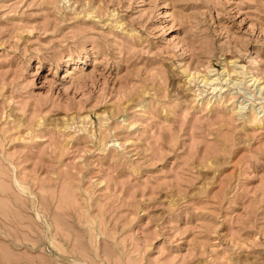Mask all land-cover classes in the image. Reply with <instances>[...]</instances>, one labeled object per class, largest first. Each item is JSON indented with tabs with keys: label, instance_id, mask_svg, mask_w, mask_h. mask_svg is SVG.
Masks as SVG:
<instances>
[{
	"label": "rangeland",
	"instance_id": "obj_1",
	"mask_svg": "<svg viewBox=\"0 0 264 264\" xmlns=\"http://www.w3.org/2000/svg\"><path fill=\"white\" fill-rule=\"evenodd\" d=\"M0 264H264V0H0Z\"/></svg>",
	"mask_w": 264,
	"mask_h": 264
},
{
	"label": "bare ground",
	"instance_id": "obj_2",
	"mask_svg": "<svg viewBox=\"0 0 264 264\" xmlns=\"http://www.w3.org/2000/svg\"><path fill=\"white\" fill-rule=\"evenodd\" d=\"M203 79H204L205 82H207V81L209 82V81H213L214 80V79H211V78L209 79V77H205V78L203 77ZM252 79L254 80L253 84L256 83L257 78L255 76L254 77L252 76ZM258 81H259V79H258Z\"/></svg>",
	"mask_w": 264,
	"mask_h": 264
}]
</instances>
